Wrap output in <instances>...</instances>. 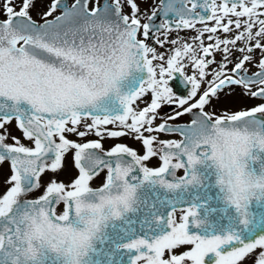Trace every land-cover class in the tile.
<instances>
[{
  "label": "snow or ice",
  "instance_id": "snow-or-ice-1",
  "mask_svg": "<svg viewBox=\"0 0 264 264\" xmlns=\"http://www.w3.org/2000/svg\"><path fill=\"white\" fill-rule=\"evenodd\" d=\"M0 264H264V0H0Z\"/></svg>",
  "mask_w": 264,
  "mask_h": 264
},
{
  "label": "rangeland",
  "instance_id": "rangeland-1",
  "mask_svg": "<svg viewBox=\"0 0 264 264\" xmlns=\"http://www.w3.org/2000/svg\"><path fill=\"white\" fill-rule=\"evenodd\" d=\"M185 119V118H184ZM162 138H167V137H162ZM119 142H122V143H127V144H129L130 146H133V147H135V145L134 144H132V142L131 141H128V140H122V141H119Z\"/></svg>",
  "mask_w": 264,
  "mask_h": 264
},
{
  "label": "water",
  "instance_id": "water-1",
  "mask_svg": "<svg viewBox=\"0 0 264 264\" xmlns=\"http://www.w3.org/2000/svg\"><path fill=\"white\" fill-rule=\"evenodd\" d=\"M214 192H215V190H213V191L210 193V195H213V196H214ZM211 206H218V205H216L215 202L213 201V204H212Z\"/></svg>",
  "mask_w": 264,
  "mask_h": 264
},
{
  "label": "flooded vegetation",
  "instance_id": "flooded-vegetation-1",
  "mask_svg": "<svg viewBox=\"0 0 264 264\" xmlns=\"http://www.w3.org/2000/svg\"><path fill=\"white\" fill-rule=\"evenodd\" d=\"M187 119H188V117H185V120H187ZM109 143H114V142H109ZM109 143H106L105 144V147H108L109 146ZM93 186H96V185L94 184Z\"/></svg>",
  "mask_w": 264,
  "mask_h": 264
}]
</instances>
